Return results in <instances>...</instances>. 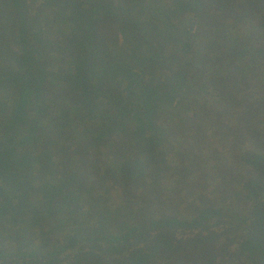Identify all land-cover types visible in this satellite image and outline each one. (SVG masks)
<instances>
[{
  "label": "trees",
  "instance_id": "1",
  "mask_svg": "<svg viewBox=\"0 0 264 264\" xmlns=\"http://www.w3.org/2000/svg\"><path fill=\"white\" fill-rule=\"evenodd\" d=\"M193 1L196 9L180 0L182 10L170 26L164 15L172 10L169 0H0V38L7 35L8 48L22 47L21 56L9 53L10 70L0 76V240L16 244L5 247L1 264H148L157 250L171 253L172 240L163 238L176 230L162 232L157 205L163 202L158 184L175 169L164 171L160 154L193 129L180 133L179 126L199 119L203 130L216 129L218 107L231 124L249 132L254 144L242 155L231 150L228 163L235 158L239 167L264 170V0ZM54 34L72 40L69 56L54 57L51 66L62 71L67 64L62 74L77 82L66 85L61 102L51 91L56 82L40 70L48 64L25 60L26 45L44 63ZM167 40L180 45L175 65L167 70L174 72L173 80L163 75L159 83L136 81L126 73L135 59L155 64ZM253 83L262 98L243 104L241 87ZM132 85L137 92L128 96ZM200 92L222 96L215 103L203 97L199 104ZM45 101L50 113L58 114L59 129L69 133L67 152L55 155L59 162L52 161L55 121L45 118L42 131L41 117L23 110L35 102L39 111ZM128 102L134 108H126ZM81 131L87 134L82 147L85 152L92 147L90 153L75 142V132ZM102 155L114 158L113 168L101 167ZM122 158L135 170L118 166ZM223 164L216 159L210 170L219 173ZM76 175L86 178L88 187L65 193L60 186ZM242 188L255 199L263 186L253 192L244 181ZM111 190L120 195V208L112 206ZM147 206L153 212L145 221Z\"/></svg>",
  "mask_w": 264,
  "mask_h": 264
},
{
  "label": "rangeland",
  "instance_id": "2",
  "mask_svg": "<svg viewBox=\"0 0 264 264\" xmlns=\"http://www.w3.org/2000/svg\"><path fill=\"white\" fill-rule=\"evenodd\" d=\"M169 1L172 4L170 7L172 10L164 12L165 23L173 26L175 24V16L182 9L178 7L180 0ZM189 4L194 6V8L196 6L193 0H189ZM132 24L135 25V22H132ZM52 36L49 37L50 47L46 50L49 53H46L48 55H46L47 60L44 63H42V60L39 62L40 59H38L37 52L35 58V51L31 48L29 50L26 45V53H24L25 60H28L27 64L30 61L32 62V59L34 60L33 64L36 65L40 63L48 64L46 69L40 70L48 72V78H52L56 82L57 86L50 87L52 94L59 96L57 100L61 102L62 91L66 85H76L77 82L70 74H62L64 72L63 68L67 64L62 65V71H59L55 70L51 66V63H53L54 57L69 56V41L72 39L67 36H58V34ZM3 37L0 38V76L10 70H8L11 64L10 52L12 55L13 52H16L17 56L22 55V51L19 50L22 47H17L14 44L12 47H6L8 37L7 35H3ZM23 38L21 41L25 43L27 37L24 36ZM2 39L3 41L1 42ZM30 39L33 42L32 44H35L36 40L34 36H30ZM120 40H122V36H120ZM212 47L214 46L212 45ZM179 48L180 45L176 41L167 40L161 45L155 64H152L145 58L135 59L126 67V73L131 72L133 74V80L136 81L141 79L144 81L154 79L155 82L158 81L159 83L164 77L173 80L174 72L167 70L168 67L175 65L173 59L179 51ZM209 69L215 73L219 70V67H209ZM222 73L224 75L225 71ZM78 81L79 83L82 82V80ZM214 84L217 85L219 82L217 81ZM224 84L226 85L227 82L224 81ZM134 87L132 85V89L127 88L126 94L137 92ZM161 87L162 85H159L160 89ZM255 90L254 83L242 86L238 100L243 102V104L244 102L246 104L259 101L262 95ZM220 96L222 95L211 96L209 93L200 92L197 99L199 104L203 103V97L215 103L220 100ZM2 97L3 95L0 92V100ZM46 104V101L43 102L40 105V110L35 111L38 104L33 102L31 103L32 107H30V111L26 110V107H23V110L26 113L30 112L32 118L38 115L41 117L42 131L47 128L46 122L44 121L45 118L55 121V133L50 134V137L55 140L52 161L59 162L60 157L55 155L60 152V156H62L64 152H67L65 149L69 145L67 137L69 133L68 129H59L60 123L54 117L58 116V114L50 113ZM134 104L128 102L126 107L134 108ZM8 105H12L13 107L15 103L9 102ZM216 110H219V113L215 115L216 123H214L213 127L216 129L203 130L205 127L200 123L199 119L193 123L184 125V127L179 126L178 132L180 133L184 132L188 126L193 129H190L184 139H179L178 143L167 148L164 151L165 154H160V157L163 156L162 161L165 162L163 170L169 171L170 168H174L175 170L167 182L158 184L160 186L158 188L163 194V202L157 205V212L164 220L165 227H163L162 232L169 231L170 228L176 230V232L174 233L175 235L173 234L174 238L173 235L171 237L168 233H165L163 238V241L166 237L170 241L172 240L170 246L173 247V251L168 253L161 249L160 253L158 250L153 252V255H151L152 259L148 264H264V170L250 165L246 166L247 168L244 166L239 167V160L235 158L231 159L233 163H228L231 157V150H238L242 155L248 150L251 151L254 144L250 139L248 131L241 129L243 127L237 123H230L231 121L228 120V115L223 113V110H225L223 107H218ZM67 111L68 108H66L65 112ZM36 112H38L37 115ZM66 118L70 120L67 115ZM210 124L211 126L213 125L212 123ZM229 130L233 132L232 136L229 135ZM174 133L176 132L174 131ZM220 134V139L213 138V135ZM75 137L77 145L82 147V144L87 138V134H84L82 131L75 132ZM92 151V147H89L86 152L83 147L81 149V152L84 154ZM172 153L177 157L174 158ZM262 153L261 156L264 155ZM20 154L21 151L18 148V155ZM113 159H108L105 155H102L100 161L101 167L106 165L113 168ZM216 159L222 160L224 163L220 167L219 173L210 170ZM119 161L118 166L122 164V168L125 171L130 172L135 170L129 159L122 158ZM191 163H195V166H192ZM140 169L138 168L136 170L140 171ZM50 170L52 171V169ZM57 175L59 176L60 173H57ZM71 179V181H67L65 186H60L67 194L88 187L86 178L76 175ZM244 181L251 184L253 192H256L259 185L263 186V189L259 191L255 199L254 197H248L247 192L243 190L242 184ZM111 194L112 206L114 208H120L122 204L120 195H118L116 190H111ZM31 201L34 203L35 201L38 202V198H33ZM152 212L153 210L147 206L144 213L145 221L150 218ZM15 246L16 244L14 243L5 241L4 244L0 240V264L4 262L3 257L5 256L6 248H13ZM162 256H165L167 260L163 259ZM8 260L11 262L14 259L9 258ZM15 262L18 261L16 260Z\"/></svg>",
  "mask_w": 264,
  "mask_h": 264
},
{
  "label": "flooded vegetation",
  "instance_id": "3",
  "mask_svg": "<svg viewBox=\"0 0 264 264\" xmlns=\"http://www.w3.org/2000/svg\"><path fill=\"white\" fill-rule=\"evenodd\" d=\"M152 17H153V16H152ZM84 22H86V21H84ZM130 93H131V92H130ZM128 96H129V94H128ZM135 98H136V97L133 96V99H135ZM118 107H119V106H118ZM126 108H127V107H126Z\"/></svg>",
  "mask_w": 264,
  "mask_h": 264
}]
</instances>
